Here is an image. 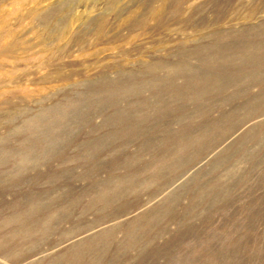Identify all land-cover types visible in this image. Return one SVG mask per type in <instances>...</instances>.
Masks as SVG:
<instances>
[{
	"label": "rangeland",
	"instance_id": "obj_1",
	"mask_svg": "<svg viewBox=\"0 0 264 264\" xmlns=\"http://www.w3.org/2000/svg\"><path fill=\"white\" fill-rule=\"evenodd\" d=\"M0 264H264V0H0Z\"/></svg>",
	"mask_w": 264,
	"mask_h": 264
},
{
	"label": "bare ground",
	"instance_id": "obj_2",
	"mask_svg": "<svg viewBox=\"0 0 264 264\" xmlns=\"http://www.w3.org/2000/svg\"><path fill=\"white\" fill-rule=\"evenodd\" d=\"M23 5V4H22ZM33 13H35L34 11H33ZM31 14V13H30ZM29 16V15H28ZM34 16V15H33ZM27 17V16H26ZM32 19V18H31ZM30 21V20H29ZM64 31V30H63ZM10 35V34H9ZM43 38V37H42ZM6 47V46H5ZM4 54V53H3Z\"/></svg>",
	"mask_w": 264,
	"mask_h": 264
}]
</instances>
